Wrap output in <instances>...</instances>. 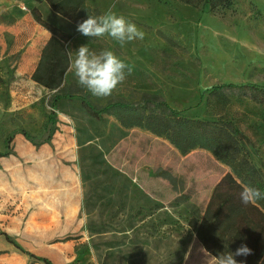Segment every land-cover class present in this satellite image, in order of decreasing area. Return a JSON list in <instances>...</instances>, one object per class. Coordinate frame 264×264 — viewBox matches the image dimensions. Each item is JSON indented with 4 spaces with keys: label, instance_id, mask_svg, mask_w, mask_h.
Segmentation results:
<instances>
[{
    "label": "rangeland",
    "instance_id": "rangeland-1",
    "mask_svg": "<svg viewBox=\"0 0 264 264\" xmlns=\"http://www.w3.org/2000/svg\"><path fill=\"white\" fill-rule=\"evenodd\" d=\"M87 3L101 14L115 5L145 39L121 47L107 36H83L47 0H0V153L13 136L0 155V228L24 249L48 243L57 262L64 252L54 246L67 248L64 264H216L237 248L202 217L231 168L205 148L182 155L164 136L125 128L87 102L159 113L165 101L185 117L226 122L244 134L240 144L264 178V54L255 50L264 49V12L255 0H234L222 14L179 0ZM34 9L71 35L68 52L113 50L131 75L107 98L81 88L70 67L60 91L37 83L32 71L51 32ZM54 124L52 140L38 145ZM27 257L0 235V264Z\"/></svg>",
    "mask_w": 264,
    "mask_h": 264
},
{
    "label": "trees",
    "instance_id": "trees-1",
    "mask_svg": "<svg viewBox=\"0 0 264 264\" xmlns=\"http://www.w3.org/2000/svg\"><path fill=\"white\" fill-rule=\"evenodd\" d=\"M47 1L55 12L76 25L86 19L88 13L101 15V11L89 5L87 0ZM179 1L198 8L208 5L210 11L216 14L224 13L234 4V0ZM33 12L35 19L51 32V37L43 47L32 78L50 90L60 91L69 69L67 44L71 40V35L46 22L36 9ZM226 86L235 87L233 84ZM239 87L253 91L259 89L256 85H240ZM62 97L57 95L56 100ZM87 104L98 116L114 115L125 128L140 127L164 136L182 155H187L196 148H205L227 164L232 172L228 173L215 187L202 220L210 222L216 230L230 237L236 248L241 244H247L253 252L250 255L252 260L264 264V200L245 205L240 199V192L244 185L254 186L264 192V178L241 146L239 138L244 139V134L237 127L222 121L212 122L185 117L182 111L172 108L165 101L158 103L162 109L159 113L155 110H140L135 104L119 101L108 104L100 110L89 102ZM53 117H56L55 113ZM56 130V125H52L48 138L37 144L42 145L51 141ZM22 133L27 139L32 140L25 131ZM12 140V135L6 138V151L0 155L9 153ZM0 235L13 244L19 252L27 254L34 261L54 264L50 259L37 256L22 248L12 235L1 228Z\"/></svg>",
    "mask_w": 264,
    "mask_h": 264
},
{
    "label": "clouds",
    "instance_id": "clouds-1",
    "mask_svg": "<svg viewBox=\"0 0 264 264\" xmlns=\"http://www.w3.org/2000/svg\"><path fill=\"white\" fill-rule=\"evenodd\" d=\"M112 5L101 15L88 13L86 19L78 22L77 31L85 37H110L123 47L126 43L143 41L145 32L136 23L125 16L117 14ZM264 54V49H255ZM69 67L78 85L96 98L110 97L119 85L131 75L133 68L121 60L113 50H90L87 45H81L76 51H69ZM241 202L245 205L264 200V192L260 189L244 185L240 192ZM252 249L247 244H241L235 252L227 251L216 256V264H246L237 261L235 257L252 255Z\"/></svg>",
    "mask_w": 264,
    "mask_h": 264
},
{
    "label": "crops",
    "instance_id": "crops-1",
    "mask_svg": "<svg viewBox=\"0 0 264 264\" xmlns=\"http://www.w3.org/2000/svg\"><path fill=\"white\" fill-rule=\"evenodd\" d=\"M255 2L256 3H258L259 4V6H260V8L263 10V12H264V0H255ZM46 45V44H45ZM39 63V62H38ZM38 65V64H37ZM37 65H36V67H37ZM36 67H34V69H33V73H34V71H35V69H36ZM52 140V139H51ZM49 142V141H48ZM50 146H49V144H48V164H50V162H51V157H50V152H51V150H50ZM71 172L72 173H74L75 174V169H72L71 170ZM45 225L48 227V221L47 222H45ZM17 241V240H16ZM10 243V242H9ZM57 243H55V245H56ZM13 245V244H12ZM14 246V245H13ZM54 247H57L58 249L57 250H59V251H61V252H64V255L63 256H61L58 260H59V262H57V261H54V259H53V257L48 253V243H46L45 244V246H44V248H42V250L41 251H38L37 250V248H35L33 245H31V244H29L28 245V247L27 248H25V250H28V251H30V252H32V253H34V254H36L37 256H41V257H45V258H48V259H50L54 264H64L63 263V261H68L69 260V256H68V250H67V248H64V247H62V246H54ZM62 247V248H61ZM27 255V254H26ZM28 256V255H27ZM57 259V258H56ZM45 264L44 262H37V261H34L33 259H31L29 256L24 260V264Z\"/></svg>",
    "mask_w": 264,
    "mask_h": 264
},
{
    "label": "built area",
    "instance_id": "built-area-1",
    "mask_svg": "<svg viewBox=\"0 0 264 264\" xmlns=\"http://www.w3.org/2000/svg\"><path fill=\"white\" fill-rule=\"evenodd\" d=\"M24 8H26V7H24Z\"/></svg>",
    "mask_w": 264,
    "mask_h": 264
}]
</instances>
